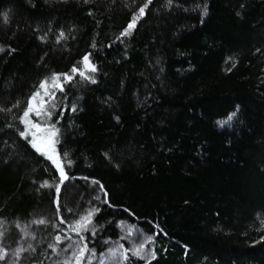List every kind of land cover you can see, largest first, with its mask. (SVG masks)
I'll return each mask as SVG.
<instances>
[{"label": "trees", "instance_id": "1", "mask_svg": "<svg viewBox=\"0 0 264 264\" xmlns=\"http://www.w3.org/2000/svg\"><path fill=\"white\" fill-rule=\"evenodd\" d=\"M145 3L0 0V246L31 244L19 264H60L49 238L93 206L97 252L118 221L154 238L155 259L127 264H264V0H151L121 37ZM54 74L74 79L34 120L71 161L59 213L58 170L19 135Z\"/></svg>", "mask_w": 264, "mask_h": 264}, {"label": "snow or ice", "instance_id": "2", "mask_svg": "<svg viewBox=\"0 0 264 264\" xmlns=\"http://www.w3.org/2000/svg\"><path fill=\"white\" fill-rule=\"evenodd\" d=\"M84 2L88 3L89 0H84ZM150 3L151 0H147V3H145L144 6L139 8L138 12L132 17L131 22L121 33V37L130 36L132 34V30L135 28L137 21L144 16L145 9L148 7V4ZM168 3L171 4L172 0H168ZM207 14H208L207 7L205 6L203 9V16H207ZM4 19L6 20L7 17L5 16ZM63 38H64V33L61 32L60 39ZM92 46L95 47V44H93ZM3 51H5L4 47L0 46V52ZM81 64L83 65V68L87 72L96 71V67L94 64L91 63L89 59V55H85L83 57ZM71 72L76 75H79L82 79L89 80L91 83H96V80L92 76L86 75V72L84 70H80L76 66H74L71 69ZM72 79H74V76L70 74H62V75L54 74L49 79H45L44 81H42L38 85L37 91H35L30 96L27 103V107L23 111V115L20 118L21 123L25 125V129L20 131L19 135L25 140H27L28 143L32 146L33 149H35L37 153L44 156L47 160L51 161L59 172L60 183L55 185V198H54V204L56 206L57 213H59V209H60V193H61L60 185H62L63 182L68 179V176L65 173L64 164L65 162H67V164L70 165L71 161L67 159L66 152L63 154V157H61L60 153L57 151L55 147V145L58 143L57 135L59 129H57L54 124L47 127H42L40 122L33 121L31 117L34 114L37 117L43 115L48 119H50L51 112L48 111L45 107L46 103L55 100V94L54 92H50V88L63 91V82H70ZM45 97L48 98L47 101L45 100ZM17 106L18 103L16 105H13V107H17ZM51 106L52 108H55L56 105L55 103H52ZM71 110L75 111L76 110L75 106H73ZM238 110L239 109L237 108L236 111ZM0 111H4V109H0ZM8 111H11V109H8ZM235 115L236 112H233L228 117V120L230 121L232 117ZM224 123L226 122H220L221 126H223ZM51 187H53V185L49 184L48 181H44L43 183L40 184V188H51ZM68 211H71V209H68ZM97 212H99V208H92L88 210V212L82 217H80L77 221L68 225L69 230L74 232L76 236L79 237L78 240H73L71 236H66L62 239L61 235L57 234L54 237L55 243H50L48 245V248L52 249L53 252H56L58 244L62 243L64 239L69 241L66 247L62 251L65 253H68L70 251V255L67 256L62 262H60V264H93V258L96 257L95 249L94 248L89 249L88 240L86 239L84 234L90 232L91 235L95 237L96 228L95 226H93V216ZM3 223L4 221L0 219V238L4 236V231L2 230ZM32 223L43 225L46 223V220L41 218L32 221ZM60 223H65L63 217H60ZM261 225H262L261 230H264V221L261 222ZM17 226L19 227V225ZM132 232L133 229L129 228L127 230L126 236L122 238H130ZM32 238L35 239V236H33ZM145 241H147V244H151L154 242V238L144 237L138 245L136 243H133L130 248H125L123 245H119L117 242L116 247L109 248L107 254L102 253L101 257L97 258L99 260V264H127L129 255H132L140 259H146L145 248L147 244L145 243ZM105 243H109V242L105 241ZM29 249L35 251V249L31 244H29L27 248L23 246L17 248L13 253L14 260L12 261V264H19V258L21 254L25 251H28ZM148 255L151 256V259H155L154 249L151 250V252ZM7 257H8V252L2 246H0V261L6 260ZM105 257H107V259ZM148 264H151V260H148Z\"/></svg>", "mask_w": 264, "mask_h": 264}, {"label": "rangeland", "instance_id": "3", "mask_svg": "<svg viewBox=\"0 0 264 264\" xmlns=\"http://www.w3.org/2000/svg\"><path fill=\"white\" fill-rule=\"evenodd\" d=\"M54 89H51L50 88V92H52ZM43 95V93H42ZM45 100H47V97H45ZM41 117V116H40ZM40 117H37L35 116L34 114L32 115V120L35 121L34 119L35 118H40ZM25 126V125H24ZM42 127H47V126H44L41 124ZM56 147V145H55ZM96 189V188H95ZM88 191V190H87ZM86 191V192H87ZM97 193H98V190L96 189ZM88 195L90 197L92 196H96L97 194L96 193H92L91 191H88ZM93 208H98L96 206H93ZM88 211H82V215L80 217H82L83 215H85ZM95 216V215H94ZM94 216H93V223H94ZM79 218L77 219H74L72 221H70L69 224H72L74 223L75 221H77ZM63 227V226H60L59 227V235H61L62 239L66 236H71L73 240H78L79 237L76 236V234L72 231L69 230V227ZM122 225V226H121ZM95 226L96 230L98 229L97 225H94ZM114 228L116 229L113 233H114V236L110 237V236H106L104 237V239L100 240L99 242V252H97V247L95 245V242H96V237L98 235H95V237H93L91 235L90 232L88 233H85V237L86 239L88 240V247L89 249H95V253H96V257L93 258V264H99V260L97 258H100L101 257V254H107L108 252V249L109 248H112V247H116L117 246V242L119 245H123L125 248H130L132 246L133 243H136L137 245L140 243V241L144 238V237H149L148 235L144 234L138 226H136L135 224L131 223V222H128V221H118L116 223V225H114ZM129 228H132L133 229V232L130 236V238H122V237H125L126 234H127V230ZM56 235H54L55 237ZM51 237V236H50ZM54 237L52 238H49V242H48V245L50 243H55V239ZM105 241H108L109 243H105ZM69 241L64 239V241L60 244H58L57 246V249H56V252H53L52 249L48 248L49 250L52 251V260H53V263H58L60 261H63L67 256L70 255V251L68 253H65L63 252L62 250L66 247L67 243ZM145 243L147 244V241H145ZM47 245V247H48ZM1 246L8 252V257L11 258V259H14V256H13V253L15 252V250L17 248H19L21 246V244L19 243L17 245V247H8V242H3V245L1 244ZM152 250V247H151V244H147L146 248H145V253H146V259H150L151 256L148 255ZM59 253V254H57ZM7 257V258H8ZM107 259V257H105ZM3 263H7V264H12V261L10 260H5V261H1Z\"/></svg>", "mask_w": 264, "mask_h": 264}, {"label": "bare ground", "instance_id": "4", "mask_svg": "<svg viewBox=\"0 0 264 264\" xmlns=\"http://www.w3.org/2000/svg\"><path fill=\"white\" fill-rule=\"evenodd\" d=\"M86 185H87V184H86ZM90 187H91V188H94V186H92V185H90ZM11 261H13V259H12Z\"/></svg>", "mask_w": 264, "mask_h": 264}]
</instances>
